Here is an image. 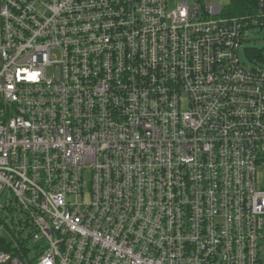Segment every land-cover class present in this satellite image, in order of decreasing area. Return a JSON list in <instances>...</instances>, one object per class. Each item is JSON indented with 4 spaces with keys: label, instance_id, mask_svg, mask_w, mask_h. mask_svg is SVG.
<instances>
[{
    "label": "built area",
    "instance_id": "1",
    "mask_svg": "<svg viewBox=\"0 0 264 264\" xmlns=\"http://www.w3.org/2000/svg\"><path fill=\"white\" fill-rule=\"evenodd\" d=\"M223 10L0 0V264H264V0Z\"/></svg>",
    "mask_w": 264,
    "mask_h": 264
},
{
    "label": "rangeland",
    "instance_id": "2",
    "mask_svg": "<svg viewBox=\"0 0 264 264\" xmlns=\"http://www.w3.org/2000/svg\"><path fill=\"white\" fill-rule=\"evenodd\" d=\"M181 1H189L190 3L196 2L198 0H168V6L170 9H174L178 2ZM211 2L215 5L220 4L222 9H226L229 5V0H211ZM250 42L246 45L247 48H256L259 50H264V30L263 31H254L248 33ZM245 48V49H247ZM264 52V51H263ZM264 54V53H263ZM264 59V55L262 57ZM242 61L246 66H254L255 63L261 65L264 68V63L262 62H253V60H249L245 54H242ZM89 179L90 173L89 171L84 172L83 174V200L85 202L89 201ZM258 183L260 185H264V176L263 174H258Z\"/></svg>",
    "mask_w": 264,
    "mask_h": 264
},
{
    "label": "trees",
    "instance_id": "3",
    "mask_svg": "<svg viewBox=\"0 0 264 264\" xmlns=\"http://www.w3.org/2000/svg\"><path fill=\"white\" fill-rule=\"evenodd\" d=\"M257 0H229V5L222 11V15L228 18L247 17L256 12ZM264 50L256 48L245 49V55L249 60L262 59ZM0 248H2L0 246Z\"/></svg>",
    "mask_w": 264,
    "mask_h": 264
}]
</instances>
